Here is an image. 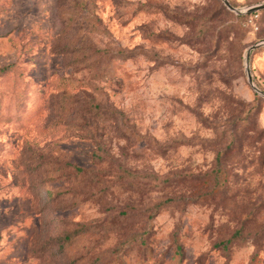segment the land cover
Masks as SVG:
<instances>
[{
    "label": "rangeland",
    "instance_id": "374dc122",
    "mask_svg": "<svg viewBox=\"0 0 264 264\" xmlns=\"http://www.w3.org/2000/svg\"><path fill=\"white\" fill-rule=\"evenodd\" d=\"M260 42L221 0H0V264H264Z\"/></svg>",
    "mask_w": 264,
    "mask_h": 264
},
{
    "label": "water",
    "instance_id": "95a60500",
    "mask_svg": "<svg viewBox=\"0 0 264 264\" xmlns=\"http://www.w3.org/2000/svg\"><path fill=\"white\" fill-rule=\"evenodd\" d=\"M221 1H222L223 5L229 11H232L237 15L253 14V13L264 10V4L254 5V6L248 7L245 10L241 11V10H238V9H235L234 7H232L230 5V3L228 2V0H221ZM261 46H264V42L257 43V44L252 45L251 47L248 48L246 56H245V72H246L247 82H248L249 86L251 87V89L254 92H256L257 94H259L260 96L264 97V93L261 92L259 89H257V87L254 85L253 80H252V76H251L250 71H249V55H250L252 50H255L256 48L261 47Z\"/></svg>",
    "mask_w": 264,
    "mask_h": 264
},
{
    "label": "trees",
    "instance_id": "16d2710c",
    "mask_svg": "<svg viewBox=\"0 0 264 264\" xmlns=\"http://www.w3.org/2000/svg\"><path fill=\"white\" fill-rule=\"evenodd\" d=\"M228 243H229V242H224L222 245H223L224 247H226V246L228 245Z\"/></svg>",
    "mask_w": 264,
    "mask_h": 264
},
{
    "label": "clouds",
    "instance_id": "9594fccd",
    "mask_svg": "<svg viewBox=\"0 0 264 264\" xmlns=\"http://www.w3.org/2000/svg\"><path fill=\"white\" fill-rule=\"evenodd\" d=\"M193 2L195 3V2H197V0H193Z\"/></svg>",
    "mask_w": 264,
    "mask_h": 264
}]
</instances>
